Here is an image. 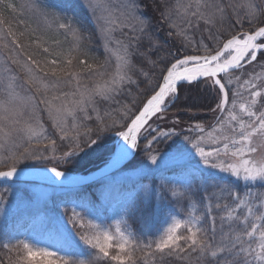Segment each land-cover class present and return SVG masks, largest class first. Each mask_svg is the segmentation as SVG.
<instances>
[{"label":"rangeland","instance_id":"374dc122","mask_svg":"<svg viewBox=\"0 0 264 264\" xmlns=\"http://www.w3.org/2000/svg\"><path fill=\"white\" fill-rule=\"evenodd\" d=\"M80 1L92 12L96 22H104V24L109 23L107 18L111 13L115 14L119 2V0H101V7L95 13L86 6L87 0ZM180 12L176 13V17L179 16ZM181 16L184 18L183 15ZM212 44L215 46L217 41H212ZM151 52L154 51L151 49L150 54ZM150 57L152 59V56ZM150 57L148 58L150 59ZM149 59L147 60L149 61ZM129 63L131 64L130 61ZM138 65L140 71H143L148 69L147 67L151 63H145V68L143 64L140 65L139 63ZM156 70L159 76V67ZM130 72L118 73L107 80L111 83L115 79L117 87L121 91L122 87L129 82L128 79H125L121 84L119 82L121 76L131 77L132 81L136 77H140L138 71L135 75ZM221 78L227 85L229 94L226 108L231 110V115L237 116V121L230 119L229 111H219L216 119H214V122L216 121L214 124L204 127L199 123H193L194 127L192 126L193 130L189 135L177 137L174 135L162 143H154L147 151L144 150L146 144L143 139L138 141L139 147L135 152V158L124 169L106 179H109L111 183L116 182L118 184V182L128 183L141 176L148 178V180L152 177L150 182L144 184L139 192L135 193L130 190L129 194L119 196L112 184L98 185L93 191H89L85 187H67L60 183L53 186L32 184L29 190L19 186L7 188L8 200L5 206L0 208V264H29L24 259L26 252L22 247L23 243L29 244L34 251L46 250L55 254V256L44 259L37 257L31 264H48V261H52V264H64L65 260L69 264H81V262L83 264H115L110 259L104 258L94 247V245L105 243V234L113 237L115 242H122L121 237L127 239L125 264H165V261L170 264H204L201 253L195 251L182 253L184 259H180L168 254L166 249L163 252L158 251L155 245L166 238L168 230L177 222L181 224L178 231L183 235H188L187 228L194 224V230L198 231L199 235L206 239L209 247L219 254L222 247L229 242V238L235 240L237 236H243L245 230H251L252 224L258 226L263 224L264 220L257 219V217L264 215V182H245L228 173H222L219 169L204 165L191 144L185 140V137H188L194 142H198L207 152L215 153L217 148L221 149L219 155L213 157L218 164L225 160L236 162L230 155L231 140L226 141L224 138H239V121L245 123L248 121V117L240 112V105L247 104L252 90L251 85L246 84L245 81L252 80L254 84L261 86L258 90L263 89L264 67H261L260 63L246 64L241 69L223 75ZM65 83L62 81L55 89L49 88L46 92L42 90L39 93L44 95L40 96V99L46 97L50 100L51 96H54L61 86H65ZM20 85L18 82V86L15 88V94L20 99L14 105L15 110L20 115L15 124L8 125V128L12 129L9 136L0 134V158L4 162L9 161L10 158L16 157V152L22 149V146L30 143L27 146L34 148V143L40 145L42 153L47 152L49 159L52 160L55 158L52 156L54 154L53 146L56 145L51 144L45 147L43 143L48 138V132L58 129L61 131V129L57 128L56 121L48 116L49 112L46 105L39 103L40 100L36 99L37 97L33 92L23 85L21 88ZM146 86L153 87V83H147ZM0 88L1 97H3L5 90L3 87ZM120 91L112 93L111 99L106 100L102 96L99 97L100 104H96L98 114L99 111L103 113L104 107L111 106L108 103L109 100L117 97ZM74 94L75 89L73 87L70 88L67 98L61 95L59 100L52 101L54 113L59 112L63 121L64 132L61 131V133L64 136L74 128L73 124L70 126V123H76L79 118L83 120L93 119L87 105L81 106L78 103L74 105L77 102ZM23 100H30V103L24 104L21 102ZM174 100L175 98L170 105L174 103ZM200 102L201 100L198 101V103ZM133 110L131 111L132 114L135 112ZM41 113L47 114L50 118L49 122L51 123L47 124L48 126L40 125L44 119L41 117ZM39 115L42 118L41 121ZM128 115H123L125 119L121 115L119 119L110 121L114 127L112 137L116 136L118 139L117 131L124 125ZM165 122L166 120L156 121L154 126L158 125L164 129L163 124L166 125ZM97 125L100 126V124ZM197 125L199 127H196ZM200 128H203L204 131L201 132ZM29 129H33L34 132H29ZM171 131L176 132L177 130L171 129ZM61 133H59L60 136ZM72 133L70 134L72 135ZM146 134L144 133V135ZM121 139L120 137L118 141ZM225 142L229 144V155H225L223 151ZM253 144L257 147V152L251 153V156L257 160L264 158V138L254 137ZM149 152L157 155L155 163L147 159ZM38 157L40 156L38 155ZM19 165L27 166L24 165V162ZM190 165L193 166V172L198 173L199 171L202 176L209 174L212 175V178L198 181L194 176H190L188 168L183 169ZM171 167L175 170L166 171ZM217 174H220L221 177ZM230 178L233 180L231 183H223L219 180L225 181ZM236 180L240 181V187L232 184ZM247 183L254 186L252 191L244 193L243 189ZM109 187L113 188L111 189L113 192L105 195L104 190ZM221 189H226V194L224 198L220 199L217 192ZM259 194L260 197H258ZM46 200L50 205L48 208L52 209L50 211L43 204ZM241 200L245 203L241 204ZM39 205L43 209L42 214L35 211ZM23 206H31L29 214L23 212ZM249 208H251V213H249ZM230 212L232 213L231 216H229ZM69 217L75 220V227ZM26 218H29L30 221L23 224H27L23 231L14 229ZM53 225L56 226L55 231L60 236L52 234L43 236L40 231L46 226L51 228ZM8 227L9 230L4 231ZM81 234L90 239L92 245L85 243L81 239ZM67 242H71L72 247L64 246ZM4 243L12 244L11 250L5 249ZM258 243V232L253 238L243 236L244 248L252 247L258 250ZM110 253L117 254L116 249H110ZM247 258L251 264H258L252 256ZM209 259H212L210 253Z\"/></svg>","mask_w":264,"mask_h":264},{"label":"snow or ice","instance_id":"6c2138e0","mask_svg":"<svg viewBox=\"0 0 264 264\" xmlns=\"http://www.w3.org/2000/svg\"><path fill=\"white\" fill-rule=\"evenodd\" d=\"M34 12H40L45 16L51 15L43 9L37 7L35 3L27 5ZM87 7L92 9L95 13L97 9L101 7V0H87ZM162 7V6H161ZM200 6L197 5V8ZM211 11L210 16H204L200 11L193 13L194 16L204 19V22L213 23L215 20H219L221 24L228 22L232 23L231 17L228 15V8H232L236 12V23L243 24L247 19L249 30L237 35L236 32H230L229 36H226L221 42L222 46H217L212 49L206 50L205 54L192 55L187 51L181 52L184 47L181 44L176 48L175 54L169 50L167 56H163L158 60L152 61L153 68L159 67V78L156 80L155 86L152 87L151 92L147 95L146 99L142 102V106L136 109V112L128 118L118 131L117 134L123 139V141L132 149L139 147L138 141L143 139L145 142V151L152 147L154 143H162L165 140L170 139L176 135L174 131L170 129L175 128L179 124V120L176 119L174 123L170 124L168 128L162 129L160 126H154L156 121L172 120V117H168L167 113L169 105L173 98L176 97L178 91L181 88L193 86L200 89L203 86L207 92L209 86L212 89L218 90L216 98L211 99V102L207 104V107L211 111H229L230 119L237 121L236 115H231V110L226 108L227 104V85L219 78V74L223 73L228 75L232 70H238L242 64L247 61L249 64L260 63L261 67H264V6H257L256 10H253V6L248 3L229 4L221 6L219 3H211L205 5ZM164 9L167 11H161V18L170 21L172 8L170 5L164 4ZM258 13V14H257ZM58 24L60 29L65 30V34L71 33L74 42H83L84 36L75 28H73L67 22H61L60 20L54 21ZM254 25V26H253ZM209 35L212 36V40L216 41V37L212 35L211 31ZM133 51L132 63L128 65L129 70L135 75L136 65L138 61L135 59L140 56L143 63H147L146 54H142L140 48ZM39 46V45H38ZM149 48H152V43L149 42ZM83 44L80 43L75 51L80 52ZM21 50V51H17ZM155 50V49H154ZM27 49L16 37L15 32L11 27L7 29V34L0 33V87L5 90V95L0 97V134L9 136L12 129L8 128L9 124H15L17 117L20 115L14 105L20 98L15 94V88L18 86V73H23L25 80L24 83L36 89L37 92L42 90L47 91L49 88L55 89L62 81L60 74L71 76L79 82V74H72L64 65L71 66L72 59L68 58L66 61H61L59 58L53 56L52 50L47 46L42 47V52L47 54L49 59L40 60L37 59L32 53L28 52L24 55ZM86 56V53H85ZM79 64L86 65L87 68L92 66L88 64L87 58L79 59ZM49 65L52 67L49 68ZM192 65V66H190ZM54 78V79H53ZM125 79H128L130 83L133 81L131 77L121 76L120 83L122 84ZM246 84L251 85V92L247 104L240 105V112L248 117L247 123L239 121V138L225 137L224 139L231 140L232 150L230 155L235 159L225 160L223 163H216L214 156H218L222 151L217 148L215 153L207 152L198 142H194L192 139L185 137L187 143L191 144V147L195 150V153L200 157L204 165L213 169H219L222 173H228L237 179H242L245 182L248 181H261L264 182V158L257 160L251 156V153L257 152V147L253 144L254 137L264 138V90L260 89V85H256L252 80L245 81ZM22 88L23 86L20 85ZM120 89L117 87L115 79L111 83H106L103 87L97 86L95 89L88 91V101L83 99L78 103H82L86 106L91 102L93 94L100 95L104 99H111L112 93L118 92ZM84 93H81L83 97ZM59 96L53 97V100H59ZM24 104L30 103V100L21 101ZM39 103H43L48 107L49 115L54 121H56V127L60 128L64 132L62 127V119L59 112L53 110L52 101L46 97H41ZM215 105V108H213ZM177 109H181L179 106ZM196 127H199L197 125ZM7 129V130H5ZM29 132H34L33 129H29ZM100 131H103L101 129ZM203 132L204 129L200 128ZM91 132V129L88 130ZM144 133H147L144 135ZM87 139L83 142L72 141L71 151H65L63 153V160L67 157L77 154L78 150H84L91 147L99 139V132L96 137L93 138L88 133L85 134ZM64 138H67L66 136ZM54 145V142H53ZM53 146V152H55ZM224 154L229 155V144L224 143ZM23 159L29 158L27 152L24 153ZM147 159L152 163L157 161V155L149 152ZM16 171V164L13 163L9 170L0 171V179H11ZM52 174L56 178L62 176V172L51 169ZM7 189L0 191V208H3L8 200ZM241 204L245 201L241 200ZM251 213V208H249ZM232 213H229L231 216ZM257 219L264 220V215L258 216ZM69 220L76 226V222L72 217ZM83 227V225H81ZM181 224L177 222L172 228L168 230L166 238L156 243L155 247L158 251L163 252L165 249L168 254L177 256L180 259H184L182 253L198 252L202 254L204 264H251L248 260V256H252L258 264H264V224L251 225V230H245L243 236L253 238L258 232V250L257 248H244L243 236H237L235 240L229 238V242L225 244L221 252L218 254L215 250H212L206 239L200 236L198 231L194 230L195 225L187 228L188 235H183L178 231ZM81 239L85 243L92 245L90 239L81 234ZM105 243L103 245H94L100 254L106 259H110L115 264H125L124 256L127 255L126 246L127 239L121 237L122 242H115L114 238L105 234ZM183 241V243H181ZM5 249L11 250L12 244L4 243ZM23 249L26 252L25 260L31 264L37 257L41 259L55 256L54 253L49 251H34L27 243H23ZM151 247V245H149ZM115 248L117 254H111L110 249ZM209 253L211 260L209 259ZM48 264H52V261H48ZM64 264H69L67 260ZM83 264V262H81Z\"/></svg>","mask_w":264,"mask_h":264},{"label":"trees","instance_id":"16d2710c","mask_svg":"<svg viewBox=\"0 0 264 264\" xmlns=\"http://www.w3.org/2000/svg\"><path fill=\"white\" fill-rule=\"evenodd\" d=\"M30 3H35L37 7L51 15L45 16L40 12H34L27 6ZM211 3H219L221 6L248 3L253 6L254 11L257 6H264V0H119L116 6L118 7V12L111 14L113 17L110 15L107 18L109 20L108 24L110 25L107 37L102 38L101 34L95 30L94 23L96 20L93 17L94 15L80 0H0V33L7 34V29L11 27L16 37L27 49V51L24 52L25 56L30 52L37 59H49L51 57L42 52V47L47 46L52 50L53 56L59 58L61 61H66L68 58L72 59L71 66L66 64L64 66L67 67L72 74H79V82L71 78V76L61 73L60 79L66 82L65 86H61L60 90L56 92L54 96H51L50 101H53V97L55 96L61 98L62 95V97L67 98L70 88L73 87L75 89L74 96L77 102L81 100V98L89 99V90L95 89L97 86L102 87L106 83H109L107 79L111 78L113 75L115 76L118 73L123 74L125 71L130 72L128 67L130 63L128 61L124 62H128V65L123 64V66H121L124 60L122 61L120 59L121 56L119 53L121 54L126 49L129 50L130 54L132 53L130 55L132 56L133 51L137 49L138 42L141 53L146 54L147 59L152 56V59L150 57L149 61L147 60L146 63H151V65L147 67L148 69H146L147 72L145 69H142L144 72L140 71L139 65H136L140 77H136L132 83L128 82L125 84L119 95L109 100L108 103L111 104V106L104 107L103 113L99 111L98 114L97 111L96 104H100V95L93 94L90 105H87V109L90 110V115L93 116L92 120H83L79 118V121H76V123H70V126L73 124L74 128L72 131H69L70 133L73 132L72 135L70 133L65 134L67 138H64L65 136L59 129L48 132L47 141L45 140L43 144L45 147H48L54 142V145H56V150L52 155L55 157L54 159H49L50 157L47 155V152L43 154L40 145L33 143L34 148H31L27 146L30 144L28 143L26 146H22V149L16 152V157L10 158L9 161L4 162L0 158V170L9 169L12 163H15L16 166H20L19 164L22 162H24V165L47 166L73 173L95 171V169L104 166L110 159L109 157L115 148V137H112V130H114V127L111 125L110 121L113 122L119 119L121 115L123 118L124 114H129V118L132 116L131 111L134 109L133 111L136 112V109L142 105V102L152 89V87H148L146 84L153 83L154 87L159 77L157 75V67L153 68L152 61L167 56L169 50L175 54L176 48L181 44L184 45L181 52L187 51L189 54H205L209 46L215 49L226 36L230 35V32L239 33V31L249 30L247 19L244 20L243 24L236 23V12H239V9H236V12H234L232 8H228L227 11L228 15L231 17V24L228 22L221 24L218 19L213 23L206 24L204 19L193 15L194 12L200 11L204 16H210L211 11L206 8L205 5ZM164 4L170 5L172 8L170 21L161 18V11H167V9L163 8ZM197 5L200 7L197 8ZM178 12H180L179 16L176 17V13ZM181 15H183L184 18H182ZM60 19L61 22H67L78 30L84 36L85 40L83 42H74L71 33L65 34V30L60 29L58 24L54 23V21ZM116 20H119V22ZM210 31L212 35L216 37L217 44L215 46L212 44L213 40L212 36L209 35ZM149 42L152 43V48H149ZM80 43L83 44V47L80 52H77L75 49ZM151 49L154 52L150 54ZM137 57L140 58V56ZM84 58H87L88 64L92 66L91 68L79 64V59ZM131 60H133V56ZM141 62L145 68V63H143L142 60ZM51 67L52 66L49 65V68ZM18 77V82L27 87L29 91L33 92L37 100H40V96L44 94L37 92L35 88L25 84L23 73H18ZM217 91L218 90L212 89L211 86H209L207 92L204 90L203 86H201L200 89L193 86L181 88L178 92L176 103L169 107L170 111L167 113V116L173 119L166 120V125L163 124V127L168 128L170 124L178 119L179 124L172 129H176L178 133L183 135H189L193 130V123H199L204 127L214 124L216 122H214V119H216L219 111L209 110L207 104L211 102V98H216ZM81 93H84L83 97ZM196 99L198 101L201 100V102L198 103ZM77 102H75L74 105H76ZM178 106L181 109H177ZM213 108H215V105H213ZM48 116H50L49 113ZM48 116L47 114L41 113V117L44 118L42 120L39 115L40 121L42 120L40 125L51 123L49 122L50 118ZM128 118H126L125 123L129 122ZM97 124H100V126ZM89 129H91L90 133L88 132ZM101 129H103V131H100ZM98 132L100 136L95 144L82 151L78 150L77 154L63 160V153L65 151H71L72 146H74H70L72 141L83 142L87 139L86 133L95 138ZM59 133H61V136ZM25 152L29 155L27 159L22 158ZM38 155L40 157H38ZM39 158L41 159L36 160ZM190 168H192V166H187L183 169L189 170L190 174L198 181H201V179L203 180L201 174L198 175L197 172H193ZM219 180L223 183H231L233 181L231 178L225 181L222 179ZM107 181H109L107 185L112 184L115 189L119 188L118 186H123L133 190L130 185L132 181L128 183L118 182V184L116 182L111 183L109 179H107ZM102 182L90 184L85 188L89 191H93L100 185L99 183ZM239 183L240 181L236 180V182L232 184H236L240 187ZM252 187L251 184L248 185L247 183L243 189L244 193L252 191ZM109 188V190L113 189L112 187ZM259 188H261L260 185ZM111 192L113 191L111 190ZM258 197H260V194ZM29 221V218H26L14 229L17 231L21 229L23 231V229L27 227V224H23ZM55 228V225L51 228L46 226L40 232L43 236L48 234L60 236L55 231ZM8 230L9 227L4 229V231ZM64 246L69 248L72 247L71 242L65 243ZM165 264L170 263L165 261Z\"/></svg>","mask_w":264,"mask_h":264},{"label":"bare ground","instance_id":"6f19581e","mask_svg":"<svg viewBox=\"0 0 264 264\" xmlns=\"http://www.w3.org/2000/svg\"><path fill=\"white\" fill-rule=\"evenodd\" d=\"M103 12V11H102ZM116 12H118V7H117V9H116ZM103 14H104V12H103ZM112 14V13H111ZM110 14V15H111ZM112 16V15H111ZM109 17V16H108ZM113 17V16H112ZM113 20H115V19H113ZM116 21H118L119 22V20H116ZM94 27H95V30H97L98 31V33H100L101 34V37L102 38H106L107 37V32L109 31V28H110V25L109 24H104V22H99V21H97V22H95L94 23ZM242 32H245V31H239V33H236L237 35H240ZM224 40V39H223ZM222 42V41H221ZM219 43L218 44V46H222V43ZM132 54V53H131ZM130 53H129V50H126L125 49V51H123L121 54L119 53V55L121 56V60L123 61L122 63L121 62H119V63H121V66H123V64L124 65H128L129 63V61L132 63V56H130L131 55ZM129 55V56H128ZM192 55H197V54H192ZM200 55H202V54H200ZM137 61H138V63H137V65L140 63V65L142 64V62H141V60H140V58L139 57H136L135 58ZM125 61H128L127 63H124ZM246 65V64H245ZM244 66V65H243ZM242 66V67H243ZM124 70V69H123ZM123 72V71H122ZM233 72V71H232ZM225 75V74H224ZM221 76H223V75H221ZM221 76H220V78H221ZM159 78V77H158ZM222 79V78H221ZM223 81V80H222ZM179 92V91H178ZM226 92H227V88H226ZM177 98H178V93H177V95H176V97H175V100H174V103H172L171 105H169V107H171L172 105H174L175 103H176V100H177ZM84 100V101H88V99L87 98H81V100ZM229 99V94H228V92H227V100ZM81 100H79V101H81ZM78 101V102H79ZM77 102V103H78ZM79 105H84V104H82V103H78ZM86 105H90V102L89 103H87ZM142 106V105H141ZM171 130V129H170ZM175 133H177L176 134V137L177 136H180V135H183V134H181V133H178L177 131L175 132ZM120 138V136H118V139ZM118 139H116V136H115V143H114V150H113V153L110 155V159L107 161V163L111 160V159H113L114 161L116 160V159H118L120 156H122L123 154H124V152H125V150H126V148H127V144L123 141V139H121V140H119L118 141ZM118 141V142H117ZM117 142V143H116ZM136 150H137V148L135 149V151H134V155L132 156V158L127 162V164L128 163H130L135 157V152H136ZM106 163V164H107ZM105 164V165H106ZM127 164L124 166V167H126L127 166ZM199 164V163H198ZM191 166V165H190ZM20 167H40V166H36V165H27V166H22V165H20V166H17L16 168H20ZM42 167H47V166H42ZM41 167V168H42ZM124 167H122V169H124ZM48 168H50V167H48ZM121 169V170H122ZM191 170L193 169V166H192V168H190ZM96 170H98V169H95V171H90V172H85V173H82V172H76V173H79V174H81V175H85V174H91V173H94V172H96ZM171 170H175V168H173V167H171V168H169V169H166V171H171ZM119 171V170H118ZM198 175H200L201 174V172H199L198 171V173H197ZM208 176H204L203 175V179H210L211 177H212V175H209V174H207ZM190 176H192V175H190ZM217 176H220L221 177V175L220 174H217ZM37 178H39V179H45L46 178V176H37ZM150 179H152V177H150L149 178V180ZM53 181H55V182H57V183H60V184H64V183H70V184H74L75 182H77V181H73V180H70V179H67V178H56V177H54L53 179H52ZM99 181H96V182H102V181H107V179L105 178V179H98ZM148 180V178H145V177H139V178H137V179H133V180H131L132 182H131V187H132V191H134L135 193H137V192H139V190L141 189V187L144 185V184H147L148 182H150ZM44 183H47L46 181H44V180H42ZM201 181H203L202 179H201ZM10 182V183H9ZM16 182H18V183H20V184H18V183H16ZM96 182H94V183H96ZM109 181H107V182H102V183H99L100 185H107V183H108ZM90 184H93V183H90ZM90 184H85L84 186H75V187H86V186H88V185H90ZM23 187L24 189H26V190H29V187H31V184L28 182V180L27 179H21V180H0V191H3V190H5V189H7V188H10V187H12V188H16V187ZM252 186H254V185H252ZM119 188H116L115 190H116V192L118 193V195L120 196V195H122V194H124V195H126V194H129V192H131V191H129V190H131V189H127V188H125V187H123V186H118ZM127 191H129V192H127ZM216 192V191H215ZM111 193V190H109V188L107 189V190H105L104 191V194L105 195H107V194H110ZM24 195H26L25 193H23ZM215 194V193H214ZM213 194V195H214ZM225 194H226V189L224 190V189H221V190H219L218 192H217V196H219L220 197V199L221 198H224L225 197ZM52 199H54V198H52ZM44 205H45V208H47V209H49L48 208V206H50L49 204H48V202H47V200H46V202H44L43 203ZM42 204V205H43ZM30 209H31V206L30 207H22V210H23V212L24 213H26V214H29V211H30ZM50 210H52V209H49V211ZM35 211H37V212H39V214H42V211H43V209L41 208V205H39L37 208H35ZM25 215V214H24ZM53 216H55V215H53ZM17 223V222H16Z\"/></svg>","mask_w":264,"mask_h":264},{"label":"water","instance_id":"95a60500","mask_svg":"<svg viewBox=\"0 0 264 264\" xmlns=\"http://www.w3.org/2000/svg\"><path fill=\"white\" fill-rule=\"evenodd\" d=\"M245 64H249V63L247 61H245L242 64V66ZM190 66H192V65H190ZM232 71H237V70H232ZM221 75H224V74L223 73L219 74V78ZM134 151H135V149H132L131 147H129L127 145V148H126V150L122 156H120L115 161L113 159H111L105 166L98 168V170H96V172L91 173V174L81 175V174L76 173V172L73 173V172L65 171V170H63V171L58 170V169H56V170L62 172V176L60 178H63V179L67 178V179H70L73 181H77L74 184L67 183L70 187L84 186L87 183L88 184L94 183L96 181H99L98 179H105L108 176L117 173V171L121 170L122 167H124L127 164V162L132 158V156L134 155ZM52 168H48V167H42V168L41 167H31V168L30 167H20V168H16L15 174L11 178V180L27 179L29 181H32V180L42 181V180H44L46 182H51L52 179L55 177L51 172ZM7 170H9V169L0 170V171H7ZM42 175L46 176V178L45 179L37 178V176H42ZM0 180H10V179L5 178V179H0ZM51 183H53V182H51Z\"/></svg>","mask_w":264,"mask_h":264},{"label":"flooded vegetation","instance_id":"af4514ba","mask_svg":"<svg viewBox=\"0 0 264 264\" xmlns=\"http://www.w3.org/2000/svg\"><path fill=\"white\" fill-rule=\"evenodd\" d=\"M261 90H264V88L263 89H261ZM10 183V182H9ZM16 183H18V182H16ZM31 185L32 184H36V185H39V186H43V185H45L46 183H44V182H42V183H37V182H29ZM18 184H20V183H18ZM47 185H49V186H53V185H55V184H47Z\"/></svg>","mask_w":264,"mask_h":264}]
</instances>
